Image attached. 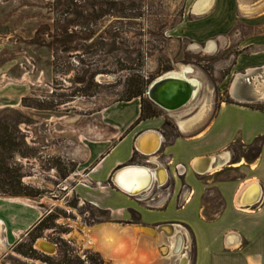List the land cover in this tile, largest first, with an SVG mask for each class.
<instances>
[{"label": "rangeland", "instance_id": "obj_1", "mask_svg": "<svg viewBox=\"0 0 264 264\" xmlns=\"http://www.w3.org/2000/svg\"><path fill=\"white\" fill-rule=\"evenodd\" d=\"M196 1L0 0V84L22 93L13 106L0 107V196L43 198L41 208L50 209L8 244L18 264H107L87 243L98 234L77 229L87 231L88 218L99 221L102 211L79 205L74 189L85 143L101 135L102 108L140 91L145 111L157 112L151 82L189 65L184 74L199 81L198 91L173 111L215 109L231 98L238 73L264 66V0H214L203 14L193 12ZM208 17L224 28L204 32ZM214 196L204 198L210 215ZM46 238L56 252L36 248Z\"/></svg>", "mask_w": 264, "mask_h": 264}, {"label": "crops", "instance_id": "obj_2", "mask_svg": "<svg viewBox=\"0 0 264 264\" xmlns=\"http://www.w3.org/2000/svg\"><path fill=\"white\" fill-rule=\"evenodd\" d=\"M218 21L220 18L203 19L201 23L207 27L204 32H220L225 25ZM188 32L193 34L194 30ZM263 69L260 66L246 73L252 72L254 79ZM251 82L246 77L236 88L237 94L230 90L232 99L219 100L215 109L209 105L201 118L185 126L180 121L197 116L198 106L185 113L152 102L157 112L144 115L142 97L134 96L102 108L101 135L85 143L84 169L74 189L81 202L102 211L99 221L97 218L89 225L106 229L102 236L109 244L106 251L99 250L107 264H180L182 258L158 252L163 241L157 226L167 222L185 236L187 264H264V106L250 104L263 100L255 98ZM17 93L9 82H2L0 107L13 106L22 95ZM170 120L174 129L169 127ZM147 134L150 136L143 139ZM152 145L155 149L148 151ZM206 156L212 157L208 160L215 161V166L203 174L194 163ZM128 164L155 169L164 166L168 181L153 184L145 194L129 195L114 182L115 171ZM255 184L261 187L259 200L243 203L244 194L255 192ZM206 193L215 194L211 215L204 200ZM43 201L0 196V222L5 227V231L0 229V264H18L19 255L7 246L20 239L19 234L28 235L50 212L41 208ZM145 228L154 229L157 237L146 233ZM77 229L86 235L83 228ZM114 230L119 240L112 244ZM29 264L39 263L30 260Z\"/></svg>", "mask_w": 264, "mask_h": 264}, {"label": "bare ground", "instance_id": "obj_3", "mask_svg": "<svg viewBox=\"0 0 264 264\" xmlns=\"http://www.w3.org/2000/svg\"><path fill=\"white\" fill-rule=\"evenodd\" d=\"M213 5H214V0H197L195 5H194V7H193V12L195 14L206 13L207 11H209L213 7ZM241 6H243V5H241ZM213 46H214V42L210 41L208 47L211 48ZM254 69H252V70H254ZM186 71L187 72L192 71V67L189 66V65H183L181 70H173V71H170V73H167V74L187 77L184 74ZM187 78L189 80L199 84V81L197 79L190 78V77H187ZM197 91H198V89L195 91V94L197 93ZM251 91H252L253 95L255 96V98L264 100V71H263V73L260 76L256 75L254 77V79L252 80V82H251ZM233 95H234V85H233ZM244 99L245 98H243V100ZM206 108H207V106L200 107L199 108L200 111H199V114L197 116H194L192 118H188V119L183 120V121L179 120L180 124L185 126V125H189V124L193 123L197 117L200 116V118H201V115L204 113ZM148 136H150V135L147 134L146 136L143 137V139H146ZM141 142L139 143V147H140ZM155 147H156L155 145L154 146L152 145V148L150 150H148V151H151V150L155 149ZM208 158H212V157L211 156H206V157H204L203 160H200V159H198L197 161L195 160L196 162L194 163V167L196 169H198L200 172H202L203 174L208 173L209 171H212L213 170L212 168L215 166V161L213 162L212 159L208 160ZM217 159L220 160V158H217ZM205 161H206V166L204 168ZM220 161H222V160H220ZM128 165H135V164H128ZM138 168H141V169L145 170L147 172V174H146L145 171H142V173H141ZM158 172H160V174ZM167 179H168V172H167V170L165 169L164 166H160L158 169H155L153 167L152 168L151 167H146V166H143V167L130 166V167L124 168V170H122L120 173H118L116 176H114L115 184L118 185V187L120 186L119 189L121 191H123V192H125V193H127L129 195H142V194H145V193L150 191V189L152 188V186L154 184V181L156 183H158V182L164 183ZM254 188H256L254 193L250 192L248 194H244L245 197H243L244 198L243 199V203L252 204V203H256L259 200V198L261 196V187H260L259 184H255ZM87 229H88L86 231V232H88L87 234H91V233H96L97 234L98 233V239L97 240H95V239L88 240L87 243L90 244L89 246L95 247V248H99L100 250L104 248L105 251H106V247L108 246L109 242H107L106 239L102 236V233H106V231H105L106 229H103V227L101 228L100 225H97V226H94V227H90V228L88 227ZM134 229H132V230H134ZM115 231L116 230H114V235L113 236L110 235V237H111L110 242L112 244H115L119 240V238L117 236H115V233H116ZM144 231L146 233L151 234L154 237H157L156 234L158 235V233L154 229H151V230L150 229H148V230L144 229ZM160 231L161 232H160L159 237H161L160 239L163 241L162 244H164L166 246V248H164V249H159L158 252L161 253L160 255H167V257H172V256L174 257L175 256V257H178V258L180 257V259L182 257H185L186 260L182 261V263H180V264H187L188 263V258H187V256L183 255L184 245H185V236H184V234L180 230H177L173 224H172L171 228L170 227H162V228H160ZM178 232H179V234L181 236V240H180L179 246L182 249L178 253H176V255H175V253L173 251H174L175 242H176V239H177L176 235H177ZM146 233H144V234H146ZM110 234H112V233L110 232ZM165 236H167V237H165ZM160 239H159V241H160ZM169 240H172V241L170 243H168ZM38 241L39 240H37V242ZM158 244H159V242H158ZM38 246L43 248L45 250L44 252L47 253V254L55 252L54 249L56 250L54 244L52 245V243H50L48 241H45V240H40L39 243H38ZM106 253L108 254V252H106Z\"/></svg>", "mask_w": 264, "mask_h": 264}, {"label": "water", "instance_id": "obj_4", "mask_svg": "<svg viewBox=\"0 0 264 264\" xmlns=\"http://www.w3.org/2000/svg\"><path fill=\"white\" fill-rule=\"evenodd\" d=\"M246 77L249 78L250 81H252V72H248L244 75L239 74L234 80V95L236 93V88L240 85V81L246 80ZM245 78V79H244ZM199 88V84L195 83L191 80H189L185 76H176V75H170V74H164L155 80H153L148 87V95L149 98L159 105L160 107L167 109V110H177L179 108L184 107L186 104L190 102V100L194 97L195 91ZM254 97V96H253ZM204 157L201 159L203 160ZM130 166H137V167H143L142 165H125L120 168H118L115 171L114 176H116L118 173H120L124 168L130 167ZM139 171L142 173V171H145L141 168H138ZM146 172V171H145ZM144 172V173H145ZM147 174V172H146ZM120 187V186H119ZM162 227H172V223H162L157 226V230L160 231V228ZM145 229H152V228H145ZM167 235V234H166ZM177 239L175 242L174 247V253H178L182 248H180L179 243L181 240V236L179 232L177 233ZM37 244V240L35 242ZM37 246V245H36ZM182 247V246H181ZM166 248V246L163 244L162 249ZM43 249V248H41ZM55 251V249H54ZM186 258L182 257V261H185ZM181 261V263H182Z\"/></svg>", "mask_w": 264, "mask_h": 264}, {"label": "built area", "instance_id": "obj_5", "mask_svg": "<svg viewBox=\"0 0 264 264\" xmlns=\"http://www.w3.org/2000/svg\"><path fill=\"white\" fill-rule=\"evenodd\" d=\"M179 166V165H178ZM168 181V179L164 182V183H161V182H158V184L159 185H164L166 182ZM154 184H156V182H154ZM0 224H1V226H0V229H1V231H5V227H4V224L2 223V222H0ZM3 239L4 240H6V237L5 236H3ZM53 244L56 246V248H57V243H54L53 242ZM34 246H36V245H34ZM38 250H41L42 252H44L45 250L44 249H41V248H39V247H36ZM57 250V249H56ZM56 250H55V252H56ZM45 253V252H44ZM100 264H102V263H100Z\"/></svg>", "mask_w": 264, "mask_h": 264}, {"label": "trees", "instance_id": "obj_6", "mask_svg": "<svg viewBox=\"0 0 264 264\" xmlns=\"http://www.w3.org/2000/svg\"><path fill=\"white\" fill-rule=\"evenodd\" d=\"M141 94H142V92H140V91H137L136 93H134L131 97H129L128 99H130V98H132V97H134V96H141ZM144 106V105H143ZM155 112H152V113H148V112H146L145 111V109H144V115H152V114H154Z\"/></svg>", "mask_w": 264, "mask_h": 264}, {"label": "flooded vegetation", "instance_id": "obj_7", "mask_svg": "<svg viewBox=\"0 0 264 264\" xmlns=\"http://www.w3.org/2000/svg\"><path fill=\"white\" fill-rule=\"evenodd\" d=\"M76 198H79V197L76 196ZM78 204H79V205H82V204H85V203L79 201ZM85 212H86V211H85ZM86 213H87V215L89 216L90 213H89L88 211H87ZM88 220H90V223H91V222H94V221H95V217H89ZM88 220H87V221H88ZM90 223H89V224H90ZM86 262H87V261H86Z\"/></svg>", "mask_w": 264, "mask_h": 264}]
</instances>
